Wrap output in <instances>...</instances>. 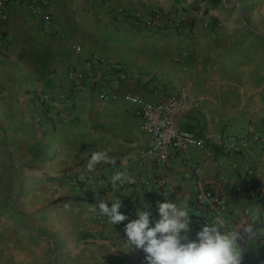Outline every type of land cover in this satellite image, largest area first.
<instances>
[{
  "label": "crops",
  "instance_id": "1",
  "mask_svg": "<svg viewBox=\"0 0 264 264\" xmlns=\"http://www.w3.org/2000/svg\"><path fill=\"white\" fill-rule=\"evenodd\" d=\"M153 11L158 21L134 18ZM93 56L128 76L106 99L101 86L73 90L69 77ZM128 94L182 100L178 127L205 143L149 161ZM255 133L264 134V0H11L0 25V264H146L124 248L121 225L91 211L116 196L132 219L142 201L154 218L164 199L186 203L192 238L204 223L252 230L242 264H264ZM95 152L105 158L90 168ZM81 177L87 189L70 183Z\"/></svg>",
  "mask_w": 264,
  "mask_h": 264
},
{
  "label": "clouds",
  "instance_id": "2",
  "mask_svg": "<svg viewBox=\"0 0 264 264\" xmlns=\"http://www.w3.org/2000/svg\"><path fill=\"white\" fill-rule=\"evenodd\" d=\"M104 158L103 153L95 152L89 167ZM121 208L120 196L110 202L101 198L91 205V211L106 217L112 227L128 221L124 224L123 246L128 251H141L146 264H242L244 241L257 238L252 230L229 231L216 223H204L192 238L193 215L189 206L171 199L157 203L155 218L143 201L134 219H129Z\"/></svg>",
  "mask_w": 264,
  "mask_h": 264
},
{
  "label": "built area",
  "instance_id": "3",
  "mask_svg": "<svg viewBox=\"0 0 264 264\" xmlns=\"http://www.w3.org/2000/svg\"><path fill=\"white\" fill-rule=\"evenodd\" d=\"M10 2L11 0H0V25L7 23L9 19ZM30 9L35 16L42 13V7L38 5H31ZM134 18L138 21L144 20L146 23H151L154 20H159L160 13L158 11L150 12L147 19H143L139 15H135ZM43 20L49 23L50 17L44 15ZM168 22L172 28H176L178 25L175 17L170 18ZM77 50L80 48L78 47ZM86 67L84 73H69L73 90L93 89L101 86L103 89L100 96L103 99L119 90L122 82L128 78L124 73V67L109 59L93 56L86 62ZM127 99L135 107L136 114L142 119V131L149 136V143L145 152L149 161L166 164L174 153H185L188 148L205 143L204 139L178 127V112L183 105L182 100L171 95H163L156 101H149L142 96L132 94H128ZM250 146L264 152V134L255 133ZM226 148L233 150L234 147L233 144H230ZM70 183L77 189H87L90 186V180L87 177L73 178ZM205 197L211 199L212 195L210 192H206ZM128 216L129 219H132L130 215ZM127 222L124 221L119 225L124 229V224Z\"/></svg>",
  "mask_w": 264,
  "mask_h": 264
},
{
  "label": "trees",
  "instance_id": "4",
  "mask_svg": "<svg viewBox=\"0 0 264 264\" xmlns=\"http://www.w3.org/2000/svg\"><path fill=\"white\" fill-rule=\"evenodd\" d=\"M177 1H180V0H177ZM195 1L204 2L205 5L212 6V7L218 6L221 3V0H195Z\"/></svg>",
  "mask_w": 264,
  "mask_h": 264
},
{
  "label": "rangeland",
  "instance_id": "5",
  "mask_svg": "<svg viewBox=\"0 0 264 264\" xmlns=\"http://www.w3.org/2000/svg\"><path fill=\"white\" fill-rule=\"evenodd\" d=\"M43 223H45V225H44V228L46 229V230H48V233H50V232H52V229L53 228H55L56 229V226L55 225H53V223H52V221L51 220H44V221H42ZM47 232V231H46ZM66 242H67V240H66ZM68 243V242H67Z\"/></svg>",
  "mask_w": 264,
  "mask_h": 264
}]
</instances>
